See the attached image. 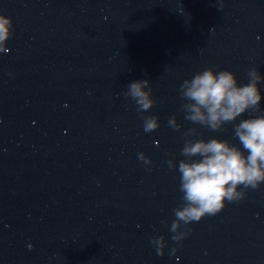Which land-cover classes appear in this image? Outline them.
Returning <instances> with one entry per match:
<instances>
[{"label":"water","instance_id":"water-1","mask_svg":"<svg viewBox=\"0 0 264 264\" xmlns=\"http://www.w3.org/2000/svg\"><path fill=\"white\" fill-rule=\"evenodd\" d=\"M0 14L13 21L0 52V264H264V184L177 244L180 174L167 163L193 127L242 149L233 124L184 119L180 85L212 66L241 85L250 68L264 76V0H0ZM143 79L156 104L140 113L124 92Z\"/></svg>","mask_w":264,"mask_h":264},{"label":"clouds","instance_id":"clouds-1","mask_svg":"<svg viewBox=\"0 0 264 264\" xmlns=\"http://www.w3.org/2000/svg\"><path fill=\"white\" fill-rule=\"evenodd\" d=\"M180 11H184L182 3ZM12 28V19L0 14V52L9 51L6 44ZM218 67H207L183 81L179 111L186 121L213 132L233 124V136L243 150L219 137H197L195 127L183 133L185 140L180 154L184 158L178 164L173 159L167 161L169 168L180 174L183 203L173 210L175 219L169 229L173 233L171 239L177 244L190 235L187 225L205 216H215L226 202H239L245 198L247 189L255 190L264 184V110L261 109L264 95L260 87L264 76L255 67L250 68L248 83L241 85L234 72L217 71ZM124 96L135 103L140 113L150 111L156 104L148 79L130 82ZM245 113L249 118L235 123ZM143 121L145 132H153L160 126L156 116H144ZM168 123L174 131L182 127L176 116L170 117ZM138 158L145 165L152 163L142 152ZM151 243L158 255L164 254L167 246L164 236L153 237ZM177 250L172 248V254Z\"/></svg>","mask_w":264,"mask_h":264}]
</instances>
